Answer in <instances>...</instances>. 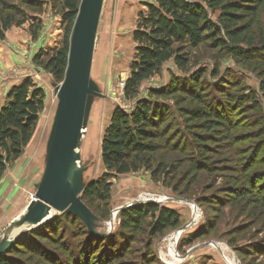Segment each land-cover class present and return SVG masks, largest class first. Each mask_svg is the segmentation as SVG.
Instances as JSON below:
<instances>
[{"label":"trees","instance_id":"1","mask_svg":"<svg viewBox=\"0 0 264 264\" xmlns=\"http://www.w3.org/2000/svg\"><path fill=\"white\" fill-rule=\"evenodd\" d=\"M53 1L59 6L65 34L59 48L44 52L47 60L43 63L59 84L66 75L82 0ZM24 3L37 13L43 10L44 1ZM144 6L133 32L136 53L124 90L125 98L136 104L131 111H114L101 144L106 173L88 182L82 200L103 223L104 218L89 204L95 200L109 204L112 177L142 170L155 178L158 173L169 176L175 166L166 164L161 152L187 151L195 175L228 173L229 183L219 193L224 198L219 196L214 202L221 210L237 204L242 207V215L250 222L234 229V236L257 229L248 246H235L237 239L230 242L244 261L256 264L264 258V0H149ZM29 19L25 9L0 2V39L14 24L23 26ZM31 27L36 38L41 25ZM202 48L225 53L255 73L259 90L247 88L231 72L222 76L221 64L216 63L212 70L173 75L169 84L140 98L143 85L160 76L166 64L173 62L186 73L193 52ZM45 100V91L25 80L0 105V180L31 143ZM158 159L165 164L160 162L155 168ZM173 191L190 199L177 186ZM64 216L71 228L66 229L69 223L60 216L53 218L12 245L0 257V264H162L155 241L183 223L176 209L157 203L122 210L120 231L110 236L92 234L69 212ZM214 228L215 222L207 232L193 234L186 241L194 244ZM138 243L141 249L135 246Z\"/></svg>","mask_w":264,"mask_h":264},{"label":"rangeland","instance_id":"2","mask_svg":"<svg viewBox=\"0 0 264 264\" xmlns=\"http://www.w3.org/2000/svg\"><path fill=\"white\" fill-rule=\"evenodd\" d=\"M31 1L40 3L44 1L41 13H37L33 7L29 8L24 3V0H0V2H7L15 7L18 6L23 10L25 9L27 16L31 18L23 26H16L14 24L10 30L5 32V38L0 39V68L2 70L0 75V86L2 87L0 97L3 96L2 99L4 100L0 105L5 104L9 92V80H20V83L30 80L35 87L45 91V109L40 116L34 137L27 146L21 160L9 167L0 180V184L4 179L6 180L5 182H9L7 179L10 176V182L15 185L16 190L24 189L30 195L29 197L32 198L33 193L36 191L35 185L42 177L46 146L58 103L52 86L55 78L45 68L43 63L47 60L44 52L60 47L64 38L65 28L62 17L58 13L59 6L56 5V2L53 0ZM148 1H105L102 26L100 27L99 41L94 56L92 77L108 97L106 99H98L94 103L88 130L81 148L83 160L93 163L85 174L87 183L100 179L106 173L101 159V144L114 111L117 108L131 111L135 107L136 101L125 98L122 82L127 81L130 76L131 66L136 53L133 32L136 29L140 13L145 11L144 3ZM32 24L34 26L37 24L41 25L36 38L33 36ZM24 34H27L28 40L22 45V43H19L17 37L24 38L22 36ZM9 54H14L18 58L16 62L13 61L14 59H10L12 56H9ZM224 54L210 48L194 51L192 64L186 73L178 70L173 62L166 64L160 76L143 85L140 98H147L148 92L151 89H161L166 84H169L173 75H186L201 68L212 70L216 63L221 64L222 76L226 74L230 75L231 72L247 88L258 91L260 81L257 75L246 67L238 65ZM169 100L170 106H174L173 100ZM161 102L163 103L164 101ZM179 119L182 122V118ZM161 153L159 156L163 160H166V164H173L175 166V171L169 174V176H160L158 173L155 178L151 172L146 170L134 174L114 176L110 179L113 186L109 204L97 200L90 202L89 205L95 213L105 220L102 223V227L99 228L100 233L107 236L119 233L120 213L116 215L114 225L110 226L112 214L119 207L142 199L160 202V197L182 198L195 204L201 216L192 229L177 237L176 249L179 254L184 256L194 246L216 242L221 244L220 246L224 254L233 260L234 264H248L237 253L235 249L237 247L232 246L230 242L233 239H237L235 246H248L252 242L250 239L255 235L254 232H257V229L255 230L254 228L250 232L234 236V229L250 222L246 216L242 215V207L237 204V207L228 206L221 210L220 207H217V203L214 202V199L220 198L219 196L223 197L219 193L223 187H226V183H229L225 179L228 173L225 174V172L219 171L214 174L195 175L196 171L192 168L194 161L188 159L189 154L187 151H183V154L172 151H162ZM163 160H156L155 168L160 162L165 164ZM33 164L35 165L33 166ZM229 166L235 165L230 164ZM20 171L23 174L19 173ZM13 172L15 173L12 174ZM194 176H199V178L196 180ZM173 186H177L183 193H187L190 199L183 198V196L175 193ZM12 204L11 202L5 208H0V232L21 214L17 206L15 204L12 206ZM157 204L169 206L181 214L183 223L180 228L188 224L192 218V206L169 201ZM63 214H57L55 217L60 216V218L64 219L63 221L68 222L69 224L66 226V229H69L72 226L66 219V216L62 217ZM215 217L217 218L216 221ZM213 222H215L213 231L206 233V236L200 237L196 243L188 244L186 241L188 238H191L193 234L207 232L208 226L213 224ZM180 228L167 233L166 236L155 241L154 250L157 252V257L162 264H228L229 260L224 259V256L211 246L199 249L185 261L174 262L169 256L171 247L170 236L174 235ZM135 246L139 249L142 248L139 243ZM256 264H264V258H260Z\"/></svg>","mask_w":264,"mask_h":264},{"label":"water","instance_id":"3","mask_svg":"<svg viewBox=\"0 0 264 264\" xmlns=\"http://www.w3.org/2000/svg\"><path fill=\"white\" fill-rule=\"evenodd\" d=\"M105 1H81L71 35L65 78L59 84L56 82L52 84L58 103L46 146L42 177L35 185L36 191L26 209L0 232V257L27 233L52 220L57 214L65 212L78 217L92 234L107 236L100 233L101 220L82 200V194L88 184L85 174L93 163L84 161L81 154L94 103L98 99L108 97L92 77ZM167 201L184 203L198 210L195 204L186 199L166 197L164 202ZM152 202L161 203V201L137 200L117 208L114 213L118 215L122 210L133 205ZM114 221L112 214L111 227ZM196 224V218L192 214L189 223L174 235L179 233L183 235ZM220 245L216 242H208L194 246L184 256L180 255L177 249L176 252L178 258L185 261L199 249L211 246L224 256Z\"/></svg>","mask_w":264,"mask_h":264},{"label":"crops","instance_id":"4","mask_svg":"<svg viewBox=\"0 0 264 264\" xmlns=\"http://www.w3.org/2000/svg\"><path fill=\"white\" fill-rule=\"evenodd\" d=\"M22 36H24V38L17 37V39L19 40V43H22V45H23L28 40V37H27V34H24ZM12 42H13V40H12ZM9 56H12V58L10 57V59H12V60L14 59L13 60L14 62H16V60L18 59L16 56H14V54L13 55L9 54ZM1 73H2V70L0 68V75H1ZM8 82H9L8 91H10L15 86H18L21 84L20 80H18V81L9 80ZM1 89H2V87L0 86V90ZM2 97H0V104L2 102H4ZM34 165L35 164H33V166ZM18 169H20V167H18ZM15 172H16V170H15ZM15 172H13L12 174H14ZM19 173L23 174L22 171H20ZM9 177L10 176H8V179H7L9 182H5L6 180L4 179L2 181V183L0 184V208H5L7 206V204L12 202L13 204H15L17 206L19 213H22L26 209V207L28 206L31 197H29L30 195L28 193H26V191H24V189L16 190L15 185L11 184V182H10L11 177L10 178ZM3 202H5V203H3ZM3 204H5V205H3ZM13 204H12V206H13Z\"/></svg>","mask_w":264,"mask_h":264},{"label":"bare ground","instance_id":"5","mask_svg":"<svg viewBox=\"0 0 264 264\" xmlns=\"http://www.w3.org/2000/svg\"><path fill=\"white\" fill-rule=\"evenodd\" d=\"M143 201L145 200V201H147V199H142ZM159 200L161 201V202H164L165 200H166V198L165 197H160L159 198ZM192 209H193V207H192ZM193 215H194V217L196 218V222H198L199 221V219H200V211L198 210H196V209H193ZM113 217H114V219H115V217H116V213H113ZM180 233L178 234V235H172V236H170V243H171V247H170V250H169V256L173 259V261L174 262H179L181 259L180 258H178V255H177V252H176V246H177V241H178V239H177V237H180ZM224 259H228L229 260V262H227L228 264H234V261L233 260H231L230 258H228L225 254H224Z\"/></svg>","mask_w":264,"mask_h":264},{"label":"built area","instance_id":"6","mask_svg":"<svg viewBox=\"0 0 264 264\" xmlns=\"http://www.w3.org/2000/svg\"><path fill=\"white\" fill-rule=\"evenodd\" d=\"M125 87H126V80L122 82V89H123V91L125 90Z\"/></svg>","mask_w":264,"mask_h":264}]
</instances>
